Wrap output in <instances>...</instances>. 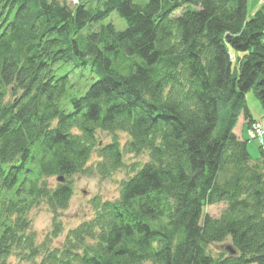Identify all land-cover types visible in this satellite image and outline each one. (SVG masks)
Segmentation results:
<instances>
[{"label":"trees","instance_id":"obj_1","mask_svg":"<svg viewBox=\"0 0 264 264\" xmlns=\"http://www.w3.org/2000/svg\"><path fill=\"white\" fill-rule=\"evenodd\" d=\"M251 91L264 106V3L0 0V264H264V129L258 157L235 132L263 127ZM123 167L118 198L39 242L33 208Z\"/></svg>","mask_w":264,"mask_h":264},{"label":"rangeland","instance_id":"obj_2","mask_svg":"<svg viewBox=\"0 0 264 264\" xmlns=\"http://www.w3.org/2000/svg\"><path fill=\"white\" fill-rule=\"evenodd\" d=\"M64 1V0H60ZM73 4L77 0H66ZM115 14L112 16L114 19ZM126 26L124 20H120L118 25L119 29H123ZM247 103L251 108L257 119H261L263 122L264 129V106L260 103L259 99L251 91L247 93ZM247 121L241 116L238 125L235 128V132L238 137L250 138L249 149L253 155H260L259 147L260 138L258 134H251L254 131L253 125L248 127L245 123ZM260 126V125H257ZM256 126V127H257ZM253 127V128H252ZM255 127V128H256ZM252 128V129H251ZM258 131V130H257ZM248 134V136H247ZM115 135L122 141L125 142L127 134L125 132H117L116 134L107 131H99L98 137L102 143H108L113 140ZM252 138V139H251ZM264 139V136H263ZM99 153H94L91 158V163H95L99 158ZM256 157V156H253ZM126 162H140L148 159L146 154H128ZM128 175V168H119L112 175L104 177L100 173L93 171L90 174H78L75 175L73 180V195L67 208L57 211L56 213L49 210L45 205L33 208L29 212L31 218L32 228L36 231L39 242L48 236H52V232L55 230V222L61 227L57 237H54V246L60 245L63 240L67 237L70 230L79 226L83 221L91 218L93 213L92 200L95 197H100L102 200H114L119 197L121 189V181ZM50 186L54 187L59 183L58 177H50L48 179ZM226 207L224 203L208 205L205 207V213L212 216H219L222 210ZM22 264H32L29 261H25Z\"/></svg>","mask_w":264,"mask_h":264},{"label":"crops","instance_id":"obj_3","mask_svg":"<svg viewBox=\"0 0 264 264\" xmlns=\"http://www.w3.org/2000/svg\"><path fill=\"white\" fill-rule=\"evenodd\" d=\"M263 3H264V0H249V10H250V12H253L257 8H259L261 6V4H263ZM247 136H248V134H247Z\"/></svg>","mask_w":264,"mask_h":264},{"label":"built area","instance_id":"obj_4","mask_svg":"<svg viewBox=\"0 0 264 264\" xmlns=\"http://www.w3.org/2000/svg\"><path fill=\"white\" fill-rule=\"evenodd\" d=\"M255 132H252L251 134H254L255 133V136L256 134H258L259 136H262V133H263V127L260 125V126H257L256 128H253ZM258 130V131H257Z\"/></svg>","mask_w":264,"mask_h":264},{"label":"water","instance_id":"obj_5","mask_svg":"<svg viewBox=\"0 0 264 264\" xmlns=\"http://www.w3.org/2000/svg\"><path fill=\"white\" fill-rule=\"evenodd\" d=\"M59 180H61V181H62V180H63V178H62V177H60V178H59Z\"/></svg>","mask_w":264,"mask_h":264}]
</instances>
